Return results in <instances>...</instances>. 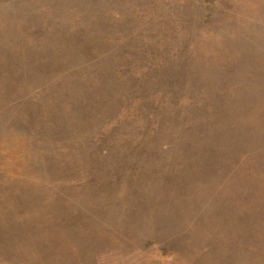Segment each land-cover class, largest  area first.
Instances as JSON below:
<instances>
[{
  "label": "rangeland",
  "instance_id": "374dc122",
  "mask_svg": "<svg viewBox=\"0 0 264 264\" xmlns=\"http://www.w3.org/2000/svg\"><path fill=\"white\" fill-rule=\"evenodd\" d=\"M0 264H264V0H0Z\"/></svg>",
  "mask_w": 264,
  "mask_h": 264
}]
</instances>
